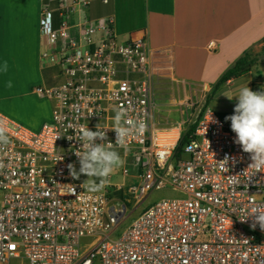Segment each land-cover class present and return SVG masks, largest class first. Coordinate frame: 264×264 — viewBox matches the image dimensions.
<instances>
[{"label": "built area", "instance_id": "obj_1", "mask_svg": "<svg viewBox=\"0 0 264 264\" xmlns=\"http://www.w3.org/2000/svg\"><path fill=\"white\" fill-rule=\"evenodd\" d=\"M50 14L45 7L50 47L42 58L57 82L36 92L52 101V119L34 131L0 112L10 136L0 148V264H264V230L253 227V211L264 209V169L249 167L231 122L204 107L179 127L153 128L157 68L146 37L120 40L113 17L55 28ZM121 107L147 131L129 137L127 154L117 148L126 163L116 174L127 181L129 159L138 173L128 188L86 191L83 175L73 179L67 167L79 171L76 130L111 127ZM106 132L115 143L116 133ZM161 190L181 196L146 207L117 234Z\"/></svg>", "mask_w": 264, "mask_h": 264}, {"label": "crops", "instance_id": "obj_2", "mask_svg": "<svg viewBox=\"0 0 264 264\" xmlns=\"http://www.w3.org/2000/svg\"><path fill=\"white\" fill-rule=\"evenodd\" d=\"M45 7L55 28L63 20L76 24L113 17L120 40L146 37L157 68L155 81L169 84V92L155 99L156 129L183 123L178 104L188 100L187 86L210 90L238 59L264 48V0H0V69L8 65L6 72L0 70V80L34 71L46 87L57 82L56 68L42 58L50 47L41 29ZM30 93L48 103L41 123L52 119L50 98L36 89Z\"/></svg>", "mask_w": 264, "mask_h": 264}, {"label": "clouds", "instance_id": "obj_3", "mask_svg": "<svg viewBox=\"0 0 264 264\" xmlns=\"http://www.w3.org/2000/svg\"><path fill=\"white\" fill-rule=\"evenodd\" d=\"M7 68V62H5L0 70L6 72ZM7 87H12L10 81ZM223 95L229 100L235 98L238 101L234 114L225 117L231 122V130L236 137L235 143L240 145L243 152L250 154L252 163L249 167L257 171L264 169V91H253L247 84L235 93L226 92ZM114 112L113 124L108 128L116 133L115 143L108 141L106 132L108 128H102L100 124L96 126L95 131L90 130L88 125H81L76 130V139L82 143V146L75 151L80 164L79 171L74 164L70 163L67 167L73 179H79L81 175L87 177L80 185L86 191L95 192L107 187L110 184V177L126 163L117 148H123L127 154L130 150L129 137L147 131V125L143 121L128 119L126 109L115 108ZM209 121H212V115ZM9 143L7 125L0 121V148ZM62 159L60 155L57 158V160ZM222 162L225 167L227 159ZM253 214H255L253 227L259 224L264 230V209H255Z\"/></svg>", "mask_w": 264, "mask_h": 264}, {"label": "rangeland", "instance_id": "obj_4", "mask_svg": "<svg viewBox=\"0 0 264 264\" xmlns=\"http://www.w3.org/2000/svg\"><path fill=\"white\" fill-rule=\"evenodd\" d=\"M262 47H256L252 52L254 56H259L260 61L255 64L250 72L244 74L240 77H236L235 80L231 84L223 85L220 90L212 97V99L208 102V96L211 92L210 90L203 89V87H198L197 85L187 86L189 89V97L188 100L184 101L182 104H178L181 110V121L184 122L188 119V112H192L193 115L197 113L200 109L204 107H211L213 110L219 112L222 116L226 117L234 114V108L236 103L238 102L235 98L229 100L223 94L226 92L235 93L240 87L248 84V87L253 91H264V58L261 56ZM50 74V72H48ZM17 73H10L5 78L0 80V112L8 115L10 118L17 121V123L31 129L34 131L40 130L41 127L46 123H41L44 114L47 112L48 103L40 102L39 97L29 92L31 90H35L38 87L44 86L45 84L42 82H38L37 73L33 71V73L22 75ZM50 74V79H51ZM11 82L12 87H7L8 82ZM32 85V87H30ZM167 83H159L157 84L155 81V98L159 99L162 97L163 93H168L169 90ZM191 88V89H190ZM28 92V93H27ZM167 97H169L167 95ZM52 104L49 102V105ZM53 106V105H52ZM193 107V108H192ZM53 110V107H51ZM178 119L176 115L173 116V119ZM51 119L47 120L50 121ZM187 126V124H186ZM179 127V126H177ZM132 160L129 159L127 161V168L129 170V177L127 181H124L120 174L113 175L110 178V183L120 184L122 182L127 183V187L133 182V177L137 175V168L130 165ZM83 178L86 180L87 177L83 175ZM119 195L123 196L119 193ZM179 193L173 192L171 190H161V191H153L150 196L142 203L141 207L135 210L131 215L127 218L125 223L118 229L117 234H121L125 227H127L137 216L145 209L158 202L162 198L167 197H180ZM1 192H0V208H1ZM128 200L125 201L128 207L132 205V198L128 197ZM13 264H20L19 261H13Z\"/></svg>", "mask_w": 264, "mask_h": 264}, {"label": "trees", "instance_id": "obj_5", "mask_svg": "<svg viewBox=\"0 0 264 264\" xmlns=\"http://www.w3.org/2000/svg\"><path fill=\"white\" fill-rule=\"evenodd\" d=\"M261 56H262V58H264V48L262 49ZM260 59L261 58L259 56H254L252 54V52H247L243 57L238 59L235 62V64L230 69H228L223 74V76L220 78V80L213 86V88H212V90L208 96V102L220 90V88L223 85H226L228 83V81L232 80L233 78L240 77V76L250 72L251 68L255 64H257L260 61ZM194 130H195V125H191L189 127V130H188L186 136L183 138L180 145L177 147L176 156L178 158H181L182 148H183L184 144L188 141V136L191 135L194 132ZM120 194H122V192H120Z\"/></svg>", "mask_w": 264, "mask_h": 264}]
</instances>
